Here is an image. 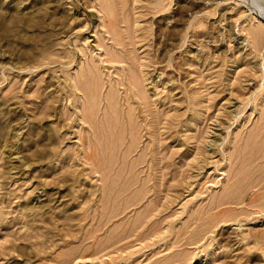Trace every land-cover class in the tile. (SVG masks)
I'll return each mask as SVG.
<instances>
[{
    "label": "rangeland",
    "instance_id": "1",
    "mask_svg": "<svg viewBox=\"0 0 264 264\" xmlns=\"http://www.w3.org/2000/svg\"><path fill=\"white\" fill-rule=\"evenodd\" d=\"M0 264H264V0H0Z\"/></svg>",
    "mask_w": 264,
    "mask_h": 264
}]
</instances>
